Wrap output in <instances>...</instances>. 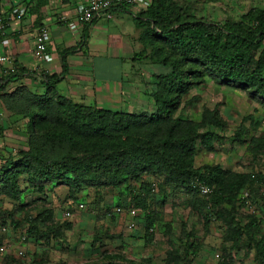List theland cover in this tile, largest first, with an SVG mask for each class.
Listing matches in <instances>:
<instances>
[{"label": "trees", "instance_id": "obj_1", "mask_svg": "<svg viewBox=\"0 0 264 264\" xmlns=\"http://www.w3.org/2000/svg\"><path fill=\"white\" fill-rule=\"evenodd\" d=\"M118 10L129 12L139 31L141 49L134 60L146 56L168 68L155 75V87L150 92L156 110L135 113L100 108L59 94L55 84L67 72L65 56L75 51L63 50L61 72L42 75L43 93L10 92L6 95L9 100L21 99L17 108L2 99L9 112L22 113L27 119L28 140L26 149L8 150L1 160L0 195L19 200L23 177L41 200L45 199L47 187L60 183L72 193L79 192L83 185H125L133 204L143 212L146 235L151 234L149 230H153L161 212L150 206L155 189L143 176H160L159 193H164L165 187L184 190L205 224L209 223L208 216L215 214L226 226L224 238L231 247L244 243L253 249L256 263L264 264L263 218L251 215L242 223L236 215L239 193L249 185H261L264 170L240 172L218 163L195 166L198 149L214 151L216 142L223 137L220 133L225 123L217 108L204 107L198 121L176 115L182 98L205 77L219 86L247 91L264 104V9L252 7L238 20L224 22L196 18L175 0H151L144 10L127 6L114 9ZM15 73L0 77L2 93ZM245 133L239 128L231 141L244 142ZM248 148L256 158L264 149V141L251 137ZM196 178L212 187L209 196H201L191 186ZM130 181L140 182L137 190ZM26 205L19 208L23 210ZM53 218L51 208L27 216L28 233L45 238L61 236V227ZM18 224L13 221L14 227ZM184 227L183 224L185 249L169 251L167 264H184L187 255L197 254L192 232H186ZM168 232L166 225L165 233ZM93 264L137 263L108 256Z\"/></svg>", "mask_w": 264, "mask_h": 264}, {"label": "rangeland", "instance_id": "obj_2", "mask_svg": "<svg viewBox=\"0 0 264 264\" xmlns=\"http://www.w3.org/2000/svg\"><path fill=\"white\" fill-rule=\"evenodd\" d=\"M175 1L188 14L208 22L236 21L252 7L264 9V0ZM119 18L122 23L117 24L118 29L125 28L132 34L136 32L130 14H122ZM124 70L140 71L146 78L143 85L147 91L144 89L137 96L142 106L131 111H155L149 92L155 87V75L166 72L168 68L151 62L145 56L127 63ZM7 87L4 91L11 89ZM3 94L0 93V162L8 150L26 149L28 140L27 119L22 113L9 112L2 102L3 99L17 108L21 99L9 100L7 96L10 93ZM204 107L217 108L225 127L214 151L198 149L195 166L218 163L240 172L264 170V149L255 158L248 148L251 137H260L264 141V104L249 96L247 91L219 86L205 77L182 98L176 115L198 121ZM113 110L130 111L126 108ZM241 127L246 131L242 137L244 142H232L234 132ZM143 178L155 189L150 196V206L161 212V218L153 230H149L151 234L146 235L143 212L133 204L125 185L113 187L105 184L98 188L83 185L79 192L72 193L60 183L47 187L45 199L41 200L23 177L19 200L0 195V246L4 247L0 253V264H93L108 256L137 264H167L169 251L177 249L182 252L185 249L183 224L186 232H192L191 240L197 246L196 256L187 255L184 264H230V260L231 264H257L252 248L248 249L244 243L231 247L224 238L226 226L215 214L208 216V224L204 223L203 217L191 207L190 196L184 190L165 187L164 193H159L158 184L162 177L144 175ZM129 184L137 190L140 182L130 181ZM161 202L162 205L159 204ZM79 203H83V207ZM21 205H26L23 210L19 208ZM42 208L53 210V222L61 227V236L45 238L28 233L26 217L36 216ZM263 214L264 182L247 186L239 193L237 217L244 223L251 215L264 220ZM13 221L19 223L17 227L13 226ZM166 225H169L167 234ZM262 228L264 230V223Z\"/></svg>", "mask_w": 264, "mask_h": 264}, {"label": "crops", "instance_id": "obj_3", "mask_svg": "<svg viewBox=\"0 0 264 264\" xmlns=\"http://www.w3.org/2000/svg\"><path fill=\"white\" fill-rule=\"evenodd\" d=\"M79 2L81 0H0L2 17L10 16L15 7L28 6L24 17L9 19L7 32L11 40L3 50L18 69L17 75L6 85L11 89L5 93H43L42 75L59 74L63 50L73 48L75 51L65 56L67 72L55 84L57 92L76 103L107 109L126 108L130 111H122L133 112L131 110L142 106L137 96L144 89L147 91L143 85L146 78L140 71H125L124 65L135 61L134 55L141 49L139 31L136 28L132 34L125 28H117V24L122 23L119 17L130 14L124 10L115 11L111 20L100 18L80 24L76 20ZM41 25L47 26L50 34L49 59H38L32 52L34 35ZM8 69L4 66L0 77L10 75Z\"/></svg>", "mask_w": 264, "mask_h": 264}, {"label": "built area", "instance_id": "obj_4", "mask_svg": "<svg viewBox=\"0 0 264 264\" xmlns=\"http://www.w3.org/2000/svg\"><path fill=\"white\" fill-rule=\"evenodd\" d=\"M150 3L151 0H81L76 8V20L80 24L91 23L93 20L100 18L111 20L114 17V9L118 6H127L128 8L134 7L138 10H144ZM27 7V5L15 7L12 9L10 16H0V71L4 66H8L9 73H14L16 71V66L11 56L8 55L3 48L8 46L11 40V36L7 32L9 19H21L25 16ZM49 38L50 34L47 26H39L34 35L32 50L34 56L38 59H49L47 55ZM191 186L198 190L201 196H209L212 193V187L198 178L191 182ZM79 206L83 207V203H79ZM65 215H68V212H65ZM3 250L4 247L0 246V253H2Z\"/></svg>", "mask_w": 264, "mask_h": 264}]
</instances>
